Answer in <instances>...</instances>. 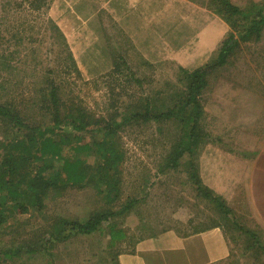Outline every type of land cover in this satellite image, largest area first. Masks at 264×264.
Instances as JSON below:
<instances>
[{
  "label": "rangeland",
  "instance_id": "obj_1",
  "mask_svg": "<svg viewBox=\"0 0 264 264\" xmlns=\"http://www.w3.org/2000/svg\"><path fill=\"white\" fill-rule=\"evenodd\" d=\"M191 1L200 8H218L212 0ZM188 5L177 0H143L138 6L127 0H0V105L17 110L32 126L50 127L52 110L46 99L54 80L68 108L75 110L74 114L82 108L93 120L91 132L70 131L72 137L81 136L75 146L103 140L94 125L96 119L120 123L127 110L147 99L162 111L175 107L178 94L187 86L183 65L192 66L195 60L210 63L222 45L211 56L192 48L199 42L200 34L191 32L199 27L201 9ZM243 8L249 16H239L230 33L248 28L260 7ZM213 44L206 50L213 49ZM248 80L261 82L257 84L264 90V31L261 38L252 35L241 40L228 63L210 77L202 98L208 112V144L216 135L221 114L218 102L225 95H247L252 89ZM184 121H140L117 129L107 138L124 154L118 187L110 190L108 183L102 182L118 171L109 167L91 172L100 180L87 178L82 186L69 182L62 190H49L41 211L13 212L14 216L0 225V264L97 263L103 255L108 256L102 242L112 221L134 242L169 227L232 223L210 196L199 194L192 179L199 152L185 153L186 148L179 146L188 140L192 129L191 120ZM30 133L0 117V162L3 152ZM175 148L181 154L177 168L169 161ZM63 153L78 159L88 152L67 146ZM90 161H96L95 157ZM100 161L107 166L105 159L96 162ZM130 202L133 207L124 211ZM108 212L120 215L103 222V231L97 232L100 237L74 234V222ZM55 232L69 235L53 242Z\"/></svg>",
  "mask_w": 264,
  "mask_h": 264
},
{
  "label": "trees",
  "instance_id": "obj_2",
  "mask_svg": "<svg viewBox=\"0 0 264 264\" xmlns=\"http://www.w3.org/2000/svg\"><path fill=\"white\" fill-rule=\"evenodd\" d=\"M212 1L217 2L218 6V8L213 9L223 15L233 29L236 27L237 21L241 19L239 16L249 13L244 8L235 5L231 0ZM253 6L260 8L257 15L251 19V25L245 30L239 28V34H236V32L230 33L229 37L222 42L218 55L210 63L194 70L182 68L183 79L186 81L187 86L185 91L178 94L177 101L179 103L175 107L162 111L157 105H154L153 108V102L147 99L144 103H137L138 106H133V109L127 110L122 115V122L120 123L116 119L111 121L96 119L94 125L98 127L103 140H92L83 144V146H75L81 136L72 137L70 131L91 132L93 120L89 112L82 108H78L76 114H74L75 110L72 111V108H68L67 104L62 100L54 80L50 81V89L46 99L48 107L52 110L50 114L52 124L49 125L50 127L40 124L32 126L24 121L17 110L9 106L0 105V117L2 119L11 123L15 128L31 132L25 135V140L18 139L11 146L12 149L9 148L6 153L3 152L5 157L0 162V169H3L0 171V225L17 213L26 214L32 209L41 211L42 206H44V198L48 197L49 190H62L60 188H66L69 182L82 186L87 178L95 181L98 177L91 175V172L100 173V170L109 167L118 169L110 180L106 178L102 180V182L108 183L110 190L116 189L119 184L120 168L124 160V154L115 149V142L107 137L113 135V133L117 132V129L126 124L140 121L150 122L152 120L164 122L172 118H177L182 122H185L184 119L191 120L192 129L190 130V136L185 143H179V146L186 148L185 153L189 152V150L193 151L194 154L196 151L198 152L207 139L206 132L202 128V120L205 115L202 98L210 85V77L219 68L228 63L231 55L239 47L241 40H248L252 35L257 36L258 39L263 34L264 3ZM246 15L249 16L248 14ZM57 136L59 137L58 140ZM67 146L78 151L85 150L88 152L87 156L70 159L63 153V149ZM93 156L96 161L97 159H105L107 166H103L101 161L99 163L96 161L91 162L90 159ZM180 156L181 154L176 148L170 153L169 161L173 163L174 168H177L176 162ZM52 160L53 162L56 160L61 163L55 164L52 163ZM40 162H44V164L41 165ZM50 167L52 170H49ZM198 170L197 164L194 165L192 179L197 186L199 194L210 196L219 209L230 215L232 211L225 201L203 186ZM98 179L100 180V177ZM133 203L130 202L126 205L124 211L131 209ZM9 209L12 212H9ZM13 212L14 215L12 214ZM118 214L120 215V212ZM118 214L115 212L92 214L86 222H74L72 229L76 231L74 234L90 235L93 232L101 231L103 222ZM10 215L13 216L11 217ZM108 228L113 240L123 238L118 222L112 221ZM72 231L70 230V232ZM68 235L61 236L58 235V232H55L53 236L51 235V240L56 242L61 240V238L68 237Z\"/></svg>",
  "mask_w": 264,
  "mask_h": 264
},
{
  "label": "crops",
  "instance_id": "obj_3",
  "mask_svg": "<svg viewBox=\"0 0 264 264\" xmlns=\"http://www.w3.org/2000/svg\"><path fill=\"white\" fill-rule=\"evenodd\" d=\"M127 1L132 6L143 2ZM177 1H186L190 7L201 6L191 0ZM231 1L242 8L264 3V0ZM209 8H200L199 27L191 32L200 34L197 46L192 48L203 49L207 56L219 48L231 31L225 17ZM211 44L213 49L207 51ZM204 64L195 60L192 66L183 68L194 70ZM261 81L264 85V80ZM257 83L261 82L248 80L252 89L247 95H225L218 102L221 114L217 116L216 135L210 138L215 139L211 144L206 139L196 161L203 186L225 201L232 211L229 217L233 222L156 229L157 232L138 242L124 228H121L123 238L113 240L109 228H105L108 233L102 245L108 256L103 255L94 264H264V90ZM207 115L205 109L202 128L206 135L210 133L206 128ZM97 232L101 231L91 235L100 237Z\"/></svg>",
  "mask_w": 264,
  "mask_h": 264
}]
</instances>
